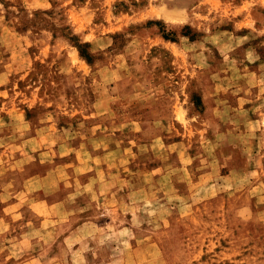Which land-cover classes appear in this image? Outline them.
<instances>
[{
  "label": "rangeland",
  "instance_id": "374dc122",
  "mask_svg": "<svg viewBox=\"0 0 264 264\" xmlns=\"http://www.w3.org/2000/svg\"><path fill=\"white\" fill-rule=\"evenodd\" d=\"M0 264H264V0H0Z\"/></svg>",
  "mask_w": 264,
  "mask_h": 264
}]
</instances>
